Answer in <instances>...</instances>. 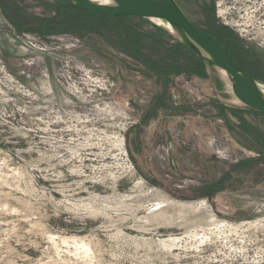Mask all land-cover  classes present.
Returning <instances> with one entry per match:
<instances>
[{
  "label": "rangeland",
  "instance_id": "374dc122",
  "mask_svg": "<svg viewBox=\"0 0 264 264\" xmlns=\"http://www.w3.org/2000/svg\"><path fill=\"white\" fill-rule=\"evenodd\" d=\"M177 1L264 70V0ZM0 264H264V114L152 21L0 0Z\"/></svg>",
  "mask_w": 264,
  "mask_h": 264
},
{
  "label": "water",
  "instance_id": "95a60500",
  "mask_svg": "<svg viewBox=\"0 0 264 264\" xmlns=\"http://www.w3.org/2000/svg\"><path fill=\"white\" fill-rule=\"evenodd\" d=\"M68 6L109 16H134L156 23L203 61L223 70L246 107L264 114V84L227 52L220 40L198 26L177 0H63Z\"/></svg>",
  "mask_w": 264,
  "mask_h": 264
},
{
  "label": "bare ground",
  "instance_id": "6f19581e",
  "mask_svg": "<svg viewBox=\"0 0 264 264\" xmlns=\"http://www.w3.org/2000/svg\"><path fill=\"white\" fill-rule=\"evenodd\" d=\"M223 73H225L222 70ZM122 142V141H121ZM156 193H154V196L150 194H144L142 196H138V200L130 199L127 200L126 204L128 206H131L135 208L136 202H140L139 206L143 207L148 205L149 203L153 201H157L156 208L152 209L148 217L152 220H156L162 224L165 223H172L177 222L176 220L172 219L173 213H179L184 221L191 222V229H195V231H198L199 227H202L205 230L210 229L211 227L215 226L217 224L218 219L208 214L206 208L203 205H189L184 202H174L169 203L168 201H160L159 198H157ZM203 214V215H202ZM165 215V217H164ZM227 227L228 225H220ZM230 230H238V228L230 226ZM223 232L226 231V228L221 229ZM228 230V231H230ZM221 231V232H222ZM63 243L68 244L70 241L74 242L75 244H81L84 250L89 253L92 251L90 245L85 242L84 238H80L78 236H73L71 238H64L62 239Z\"/></svg>",
  "mask_w": 264,
  "mask_h": 264
},
{
  "label": "flooded vegetation",
  "instance_id": "af4514ba",
  "mask_svg": "<svg viewBox=\"0 0 264 264\" xmlns=\"http://www.w3.org/2000/svg\"><path fill=\"white\" fill-rule=\"evenodd\" d=\"M206 30V29H205ZM208 31V30H206ZM209 33L213 34L214 36H216L224 45L225 49L228 51V53L233 57V55H235V52L233 50V48H230L227 46L228 42L224 39V36L222 35V33H217L216 31H208ZM242 64V66L244 67L245 70H247L250 74H252L254 77H257V79H259L258 76H262L264 77V70L262 69L261 66L257 65V64H248L247 66L245 64H243L242 62H240Z\"/></svg>",
  "mask_w": 264,
  "mask_h": 264
},
{
  "label": "trees",
  "instance_id": "16d2710c",
  "mask_svg": "<svg viewBox=\"0 0 264 264\" xmlns=\"http://www.w3.org/2000/svg\"><path fill=\"white\" fill-rule=\"evenodd\" d=\"M61 1H63V0H61ZM64 2V1H63ZM64 4L67 6V7H69V8H71V9H73V10H76V11H78L79 13H86V14H94V15H99V16H101V17H104V18H108V17H113V18H117V19H124V18H127V17H130V16H120V17H118V16H109V15H106V14H102V13H100V12H96V11H85V10H81V9H77V8H73V7H70V6H68L65 2H64ZM221 42V41H220ZM179 43V42H178ZM222 43V42H221ZM181 46H183V47H185L184 45H182L181 43H179ZM223 44V43H222ZM224 46V45H223ZM186 48V47H185ZM188 49V48H187ZM228 52V51H227ZM230 55V54H229ZM231 56V55H230ZM232 57V56H231ZM200 58V57H199ZM238 64H240L241 66H242V64L237 60V59H235L234 57H232ZM200 60L203 62V63H206L205 61H203L201 58H200ZM209 64V63H208ZM243 67V66H242ZM244 68V67H243ZM255 78H257V77H255Z\"/></svg>",
  "mask_w": 264,
  "mask_h": 264
},
{
  "label": "built area",
  "instance_id": "2783aa9c",
  "mask_svg": "<svg viewBox=\"0 0 264 264\" xmlns=\"http://www.w3.org/2000/svg\"><path fill=\"white\" fill-rule=\"evenodd\" d=\"M88 71V70H87ZM87 75L88 76H97L96 74H94V73H92L91 71L89 72H87ZM99 76H102V78H100L103 82H104V85L107 87V86H109L108 85V83L110 84V80L109 79H106V78H104L103 76H105L104 74H100ZM113 85V84H112Z\"/></svg>",
  "mask_w": 264,
  "mask_h": 264
}]
</instances>
